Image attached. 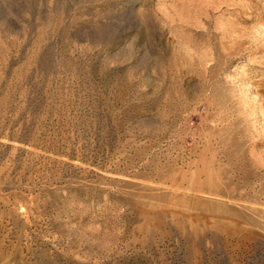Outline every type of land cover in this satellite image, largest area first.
<instances>
[{"label": "rangeland", "instance_id": "rangeland-1", "mask_svg": "<svg viewBox=\"0 0 264 264\" xmlns=\"http://www.w3.org/2000/svg\"><path fill=\"white\" fill-rule=\"evenodd\" d=\"M0 264H264V0H0Z\"/></svg>", "mask_w": 264, "mask_h": 264}]
</instances>
